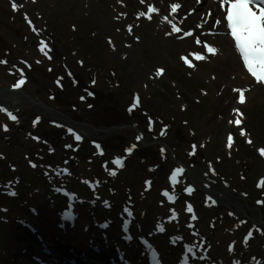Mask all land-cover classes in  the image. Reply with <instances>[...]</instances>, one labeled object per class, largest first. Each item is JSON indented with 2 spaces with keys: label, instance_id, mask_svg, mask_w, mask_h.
<instances>
[{
  "label": "rangeland",
  "instance_id": "1",
  "mask_svg": "<svg viewBox=\"0 0 264 264\" xmlns=\"http://www.w3.org/2000/svg\"><path fill=\"white\" fill-rule=\"evenodd\" d=\"M94 8L98 10L84 0H25L19 6L18 0H0V60L7 61L0 63V107L18 120L0 112V264H39L29 255L21 256L22 246L12 251L7 245L8 238L18 233V222L11 215L22 205L29 216L27 205L32 197L28 193L39 181L40 188L61 189L58 197L63 201L67 200L64 193L75 195L74 190L83 197L103 196L108 206L102 213L114 221L110 231L115 233L116 224L130 221V217L147 231L157 216V223L169 226L173 242L187 250L185 262L196 260L197 264L201 256L243 259L252 253L257 258L262 254V260L264 185H257L264 181V91L236 105V90L249 92L253 82L237 74L234 84L218 80L202 71L189 51L156 53L157 46L167 50L159 42L145 45L151 51H137L135 61L129 60L128 69L122 70L123 59L115 50L126 43L122 21H112V12L106 9L94 13ZM189 11L192 9L187 6L183 17L190 15ZM209 12L205 10V19ZM99 15H107L112 24L102 27ZM122 17L127 19V14ZM213 28L209 25L205 33L214 34L207 33ZM187 32H192L188 26L181 35L188 37ZM137 35L143 42L141 34ZM40 39L47 45V54L40 51ZM21 71L25 83L17 89L14 85L21 79ZM226 92L232 94V98L226 97L231 103L227 106L225 99L224 105H219L218 99ZM136 101L138 106L130 114L128 109ZM68 129L82 140L75 141ZM146 134L151 141L145 140ZM138 136L144 139L138 142ZM94 142L109 157L122 153L133 142L136 147L124 162L125 168L110 167L116 174L109 175L105 160L98 166L101 159L94 154ZM177 168L184 171L173 188L170 175ZM201 177L213 185H202ZM144 179L152 183L149 189ZM213 186L221 187L229 197L223 199V195L220 200ZM189 188L191 194L186 191ZM173 191L174 201H169L163 193L171 195ZM118 202L126 204L123 219L115 211ZM84 228L79 221L76 239L81 232L88 233L90 228ZM249 232L252 235L245 244ZM158 239L162 238L154 236L152 244L163 252L162 261L168 262V248L165 244L161 247ZM213 242L223 243L220 252L212 251ZM78 243L60 248L78 250ZM228 243L234 248L225 253ZM204 244L208 250L201 248ZM111 248L114 251V246Z\"/></svg>",
  "mask_w": 264,
  "mask_h": 264
},
{
  "label": "bare ground",
  "instance_id": "2",
  "mask_svg": "<svg viewBox=\"0 0 264 264\" xmlns=\"http://www.w3.org/2000/svg\"><path fill=\"white\" fill-rule=\"evenodd\" d=\"M23 1L25 0H18V6ZM84 1L89 6L95 5L98 10L106 9L108 11H111L112 21H122V39L125 40L126 43L123 47L118 45L115 48L117 56L121 55V59H123L121 62L122 70L128 69L127 62L129 60L135 61L134 59L137 56V51L145 48L151 51V48L146 47L145 45L152 46L154 45V43L159 42V44H161L163 48L167 50H160L156 45V53L161 51H163V53H175L176 50H180L181 52H184L185 50L189 51L191 54L188 55L195 57L194 61L199 65L200 69L202 71L212 73L218 78V80L227 81L228 84H234V82L237 81L238 75L241 76V79L243 80L246 79L254 82V84L250 87V91H247L244 94L243 102H249L252 96L261 94V91L263 90L262 86L256 80L252 79L247 73L243 72L244 65L242 62V58L234 49L231 40L226 34L225 23L221 15L222 9L224 11V8L221 6L220 0H199V2H197L196 0H107V2L106 0ZM173 6H177L175 12L172 11ZM187 6H189L193 11L190 15H185L183 17V11ZM150 8L155 9V11L150 12ZM206 9L211 10V14L205 19L204 12ZM98 10L96 8L93 9L94 13L98 12ZM141 12L144 13L143 16L139 15ZM123 13L127 14V19H124L122 17ZM99 19H101L99 21V24L102 27L112 24L107 15L103 17L99 15ZM129 19L131 20V22L124 21H127ZM211 21L214 22V25L213 23H211ZM218 21L219 23H217ZM209 25L214 26V34L207 35L205 33V29H207ZM187 26L192 30L191 36L183 37L181 35V30ZM174 28L178 29V31H173ZM137 33L141 34L143 42H140ZM209 47L215 48V53H209L207 51ZM197 56H201L203 58L198 60L196 59ZM148 64L149 67L152 68V64L150 62ZM155 72L156 69H154L153 73L155 74ZM238 80H240V78H238ZM229 95L232 98V94H228V92H226L222 100L218 99V104L224 105L223 102H225L226 97L230 98ZM228 103H231V100H227V106ZM235 104H241L238 101V90L236 91ZM19 106L23 107L24 105ZM117 118L115 120L118 121ZM120 128L122 127H117V129ZM101 130L105 131V129L103 128ZM126 130L127 129H123V131ZM145 137V140L151 141L150 135L149 138H147V134L146 136H144V138ZM156 139L159 140L157 136ZM131 145L133 146L134 142L131 143ZM105 152H103L105 154L101 157L107 162L109 166L108 170L111 172L113 171V169L110 167H116L112 163L114 158H123L125 162L127 159H129V157H131L134 150L130 155H126L125 151H123L119 154H112L110 155V157L107 155V151ZM26 159H28V155L25 156V160ZM124 168H122V170ZM190 170L191 169H187L186 171ZM100 176L107 175L106 173H101ZM107 177L109 178V176ZM146 182L149 181L144 179L143 184H145V186L149 189L152 183L150 182V184H146ZM200 183L202 185H213L206 177H201ZM88 185H91V187H93L92 183H89ZM212 188L216 190L220 200L224 196L225 197L223 199H227V197H229L225 194L221 187L213 186ZM220 192L221 195L218 194ZM50 199L51 196H48V192L43 188H38L34 192L33 202L34 206L37 209V215L23 216L21 215L22 211L18 214V233L13 234L12 238H8L7 243L12 251L20 245L22 246V248H24L22 249V253H20L22 257H26L29 255L31 261H36L38 259L40 262H47L43 258H52V261L47 263H52L54 261L53 256L56 258H60V261L64 258L72 256L73 253L78 252L79 255H76V264H87L94 261L102 262V264H146L148 251L150 250H153L160 257H162L161 252L154 248V245L151 242L150 234L154 232L164 240L166 248L171 250V254L176 258L175 264H183L186 259L187 250L181 246V243H173L171 232H169V226H164L161 223H157V216H155V220L152 222V226L148 227L147 231L145 228H142V224H140L139 221L132 217L130 221L132 230L130 239L128 241H126L124 238L121 239V234L117 233L118 239L114 237L115 240H113V236L107 232L109 220H107L102 213L103 211L107 210L108 206V203L107 205L105 204V202L107 201L103 196L98 199H94L83 197V195H75L72 200L71 208L66 207L65 209L73 210L78 220L83 223V226H85V229H90L87 234L81 232L79 239H76L74 236V231L77 229L76 222L72 226V230L66 231V234H72L68 235L67 239L60 240L57 233H52V228L54 226V223L56 222L57 216L55 208L51 207ZM123 205L124 202H122L121 204L119 202L115 204V211L117 213V217L120 219L124 217ZM132 205L131 207L132 209H134ZM24 223H28L31 230V226H35L36 231L30 232L26 227L23 226ZM136 225H138L137 229H135ZM45 228L49 232H51V234L44 240L43 238H41V231ZM161 228L163 229V231H161ZM85 229L83 231H85ZM51 235H54V237L51 238ZM38 238L42 239L43 244H45V249H49L50 256H46L43 253V247L38 242ZM61 242L64 244H62ZM76 242H79L77 244L78 250H75L74 248L65 250L61 249V245H68L70 243L72 244ZM196 243L198 245L201 244V242ZM89 246L97 247L99 255L93 254L94 250H92ZM112 246H114V251H112ZM211 246L213 248L212 251L216 250L217 252H220L223 247V243L219 242L218 244L217 242H213ZM230 246L232 247L231 243L226 244L224 248L225 253H227ZM208 247L209 246L207 244L201 246V248L204 250H208ZM254 256L256 258V261L252 260ZM257 256H259V258H257L256 255L252 253V256L243 259H241V257L232 260H224L223 258H221L220 260L216 258H206L201 259L197 264H233L234 261H239L240 264H256L257 261L260 262V264H264V258H262V260L260 258L263 255L257 254ZM164 264L169 263L165 262Z\"/></svg>",
  "mask_w": 264,
  "mask_h": 264
},
{
  "label": "snow or ice",
  "instance_id": "3",
  "mask_svg": "<svg viewBox=\"0 0 264 264\" xmlns=\"http://www.w3.org/2000/svg\"><path fill=\"white\" fill-rule=\"evenodd\" d=\"M225 3H227L229 6L227 8V14H226V22H227V28L230 30V35L232 40L235 42V48L238 51L240 57L242 58V62L244 67L246 68L247 72L251 74L252 77H254L257 82H264V0H225ZM13 10H17V5L13 2L12 4ZM177 6H173L172 11H176ZM149 11H155V9H149ZM139 15L143 16L144 13H140ZM27 19V17H25ZM219 23V21L217 22ZM173 31H178V29H173ZM41 47L40 51L42 53H45V48L47 45L44 41H41ZM209 53H215L216 49L213 47H209L207 49ZM50 58V57H49ZM203 57L197 56L196 59H202ZM0 63H7V61L0 60ZM187 63V61H185ZM191 66V65H190ZM161 73L158 71L156 73L157 76H159ZM21 79L14 85V88H21L22 85L25 83V80L23 79L24 73L21 71ZM59 85V80L57 81ZM75 83V82H74ZM89 95H93L92 93H89ZM84 99L83 97L81 98ZM244 95L243 92L240 94V101L243 102ZM138 106V101L134 102L132 106L129 107L128 111L131 114V112L134 110L135 107ZM91 107V106H90ZM0 112H7V109L0 107ZM9 119L13 121H17V117L14 116L11 112H7ZM39 122V118H37L36 121H34V126L36 123ZM239 123V121H237ZM152 128V122L149 121V131H151ZM4 131L7 132V126L4 127ZM68 132L73 135L74 140L79 142L82 140V137L75 133L72 129H68ZM165 132L162 131L161 135H164ZM143 139V136H138L137 141ZM232 142V137L228 136V143L229 145ZM94 146L97 148V154L103 155V149L99 144H95ZM66 148H70L71 145H66ZM135 145L127 148L125 150L126 155H130L131 152L135 149ZM75 150V149H74ZM261 155H264V151L261 152ZM112 163L117 168H122L124 166V160L123 158L117 157L114 158ZM35 167V165H32ZM107 170V168H106ZM182 168L175 169L171 175H170V182L174 188V186L178 183V177L183 174ZM115 171L109 172V175H115ZM87 183V181H85ZM146 184H150V182H146ZM261 185H264V181H261V184H258L257 186L260 187ZM96 186H99V182H97ZM91 187V185H90ZM59 191V189H57ZM193 189L189 188L187 189V193L191 194V191ZM14 195V193H12ZM74 196V194H72ZM163 195L167 196V199L169 201H174L175 198V192L171 195H169L167 192H164ZM257 203H261L258 201ZM107 205V202H105ZM125 211L128 213V215H132V213L126 208ZM188 212H192V207L189 205L187 208ZM173 215H175L173 213ZM192 219H195V216L192 217ZM161 231L163 229L161 228ZM251 232H249L248 237L245 239V244L247 243V239L251 237ZM191 251V249H189ZM229 251H232V247H229ZM199 259H206V257H199ZM253 261H256V258H252ZM233 264H240L239 261H234ZM256 264H260V262H256Z\"/></svg>",
  "mask_w": 264,
  "mask_h": 264
}]
</instances>
